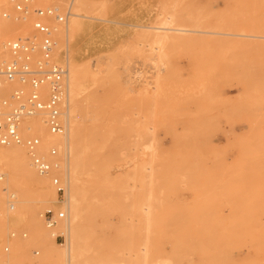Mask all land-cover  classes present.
Segmentation results:
<instances>
[{
    "label": "rangeland",
    "instance_id": "rangeland-1",
    "mask_svg": "<svg viewBox=\"0 0 264 264\" xmlns=\"http://www.w3.org/2000/svg\"><path fill=\"white\" fill-rule=\"evenodd\" d=\"M3 2L14 31L21 27L0 35V58L7 59L1 44L34 34L35 16L15 21L12 4ZM33 3L42 8L63 1ZM84 5L85 15L114 22L87 20L94 31H107L87 38L81 52L89 76L78 122L93 141H85L91 177L79 264H264V0ZM57 46L64 59L65 42ZM238 86L246 87L242 94ZM235 92L232 101L224 97ZM220 120H245L250 130L240 136L231 130L221 144ZM49 149L41 154L49 158ZM105 171L107 180L96 182ZM46 178L54 191L52 175ZM57 196L58 206L47 207L65 213L64 196ZM27 238L24 223L0 226V251L7 247L0 260L12 253V242ZM54 240L53 250L63 254L65 234L56 230ZM40 254L29 243L20 264Z\"/></svg>",
    "mask_w": 264,
    "mask_h": 264
},
{
    "label": "bare ground",
    "instance_id": "bare-ground-1",
    "mask_svg": "<svg viewBox=\"0 0 264 264\" xmlns=\"http://www.w3.org/2000/svg\"><path fill=\"white\" fill-rule=\"evenodd\" d=\"M84 1L85 0H77L76 8H74L76 12L74 11L72 16L67 20L65 29L63 27V31L62 27L55 25V23L53 24L55 28L53 37L57 45H59V43L62 44L64 41L66 46L64 59L59 57L62 50H60L58 46L53 55L54 60L61 58V61H66L67 63V76L61 104L64 133L60 135L50 134L39 117L25 118L20 126V131L23 135L31 133L39 139L40 145L38 147V152L40 154L42 153L41 148L46 146H50V148L56 151L59 150L58 154L56 153L57 156L53 159L57 161L59 168L52 174H55L62 182L61 185L64 188L62 209L65 211L66 216L60 224L54 226L55 228L48 227L43 223V210H53L48 208L47 204L51 205L52 203L54 207L56 205L58 206L59 202L57 203L58 199L56 200V190L52 191L48 186V179L46 176L38 174L34 169L28 153L25 151L26 149L23 148L24 145H8L0 148V181L3 179V176L5 177V179L0 182V226L10 227L11 225L24 223L28 232V238L26 240L14 241L11 243L12 253L5 259L0 260V264H20L21 260L24 258L27 244L29 243L34 244L41 253L36 262H29V264H79V241L85 222L84 206L85 208L87 206L85 205V191L86 188H88L86 187L89 183L88 178L91 177L88 172L89 165L86 157L88 146L85 141L87 139L84 137L85 133L82 130V125L79 126V115L77 112V110L80 112L83 111L85 100H83L81 96L87 91L86 83L89 76L88 69L86 68V61H83L84 58H82L81 52L86 48L85 40L87 38L100 31H107L104 29L94 31L95 29L90 25L91 22L88 24L86 22L87 20L94 19L102 22H114L85 15L83 13L86 11ZM73 2L75 5V0H73ZM10 12L13 13L12 10H10ZM11 19L12 18H9V20H0V35L6 32L8 33L9 31H14V21L11 22ZM128 26L138 28L145 27L137 24H130ZM102 27H104V25H102ZM146 28L161 31L168 30L171 32L175 30L184 32L191 31L186 29H174L172 27L146 26ZM18 29H16L17 32H20L21 27L19 30ZM16 30L14 32H16ZM233 35L237 36V34ZM172 36L170 37L175 40V36ZM241 36L248 35L242 34ZM58 39H60V41ZM5 42L1 44L3 51ZM17 86L18 85H13L12 83H2L0 85V97L7 98ZM82 117L83 113L81 118ZM90 137L89 140H91L88 141L89 143L93 141L92 137ZM96 158L97 160H101L100 157ZM93 159L91 164L95 161ZM49 160H51L50 157ZM96 164L98 163L96 162ZM98 167L101 166L98 165ZM94 178L98 183L107 180V171L103 172L101 175L96 174ZM7 192L10 193H8V200L5 203L3 195ZM90 193H92V191ZM93 195L94 193L90 196ZM100 199L101 198H98V200ZM56 230L65 234L66 237L65 253L62 252L63 254H58L53 250Z\"/></svg>",
    "mask_w": 264,
    "mask_h": 264
},
{
    "label": "built area",
    "instance_id": "built-area-1",
    "mask_svg": "<svg viewBox=\"0 0 264 264\" xmlns=\"http://www.w3.org/2000/svg\"><path fill=\"white\" fill-rule=\"evenodd\" d=\"M62 1L63 4L38 8L33 0H8L12 4L15 21H24L30 14L35 15L32 24L34 34L7 41L4 49L8 58H0V85L5 82L18 85L7 98L0 97V148L24 145L37 173L52 175L51 182L57 195H63L64 188L52 174L59 168L57 161L53 160L56 150L49 149L51 160L40 154L39 139L31 133L23 135L20 126L25 118L39 117L50 134L64 133L61 104L67 63L53 58L57 47L53 24L67 22L72 15L73 0ZM3 5V0H0V20L11 16ZM64 218L63 211L46 210L43 213L48 227L56 226ZM1 251L6 252L7 247H2Z\"/></svg>",
    "mask_w": 264,
    "mask_h": 264
},
{
    "label": "crops",
    "instance_id": "crops-1",
    "mask_svg": "<svg viewBox=\"0 0 264 264\" xmlns=\"http://www.w3.org/2000/svg\"><path fill=\"white\" fill-rule=\"evenodd\" d=\"M203 88H208V86H203ZM246 87L243 86H238L236 87L237 90H239L242 94V91L245 89ZM219 89H230L229 87H219ZM237 94L239 95V93H228V94H224V97L228 96L229 99L232 101L234 100L235 97H237ZM229 108L232 110V107L229 106ZM221 124H223L224 130H221L217 135H216V139L219 140V143L221 144H225L227 142V139L230 138L231 135V130L233 131L234 134L236 135H247L249 130H250V126H249V122L242 120L239 122H235L232 125L229 124H225V122L223 120H220ZM232 152H237L236 150L232 151ZM227 166H232L233 163L231 162H227L226 163Z\"/></svg>",
    "mask_w": 264,
    "mask_h": 264
}]
</instances>
